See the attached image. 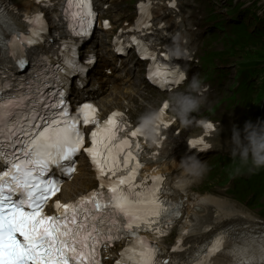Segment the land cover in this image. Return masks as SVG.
I'll use <instances>...</instances> for the list:
<instances>
[{
  "label": "bare ground",
  "instance_id": "obj_1",
  "mask_svg": "<svg viewBox=\"0 0 264 264\" xmlns=\"http://www.w3.org/2000/svg\"><path fill=\"white\" fill-rule=\"evenodd\" d=\"M9 15L13 21L22 24L21 12L17 10L15 6H13V8L9 10ZM98 92H100L99 89L87 91V93L91 96H94ZM177 138L179 139V137ZM179 146H181V144H179ZM170 168L175 171L174 178L179 177L180 173L176 172L173 166H170ZM181 174L182 176L181 180L179 181L180 183H177V187H175L174 189V192H176L177 194V190H182V185L185 182L187 175L185 174L184 176L183 172H181ZM76 177L77 176H75L74 179H76ZM90 178H92L91 174ZM189 190L193 192L196 191L193 186L189 187ZM181 194L183 195V198L187 200V207L184 218L178 223L181 226V230H188V241L203 242L208 238L210 234L214 233L217 229L227 225H231L234 228H239L240 225L243 224H248L250 228H255L256 226V222L252 214L245 210H234L231 207L232 205L227 200L221 197L213 194L196 196L195 194H184L182 191ZM251 246H253V244ZM234 251H237L236 245H234ZM239 254L242 253L239 252Z\"/></svg>",
  "mask_w": 264,
  "mask_h": 264
},
{
  "label": "rangeland",
  "instance_id": "obj_2",
  "mask_svg": "<svg viewBox=\"0 0 264 264\" xmlns=\"http://www.w3.org/2000/svg\"><path fill=\"white\" fill-rule=\"evenodd\" d=\"M252 1H254V0H235V2H236L237 5L246 2L245 5H243V6L240 7V9H244L248 5L250 6V2H252ZM215 5H216V7L218 9H220V7L230 6L228 4V1L227 0H217V4L215 3ZM253 13H255L256 16H258V18L264 20V15H261L260 14V13H263L264 14V0H257L256 6H250V10L246 14V16H245V20L249 23L250 29H252L255 26V24H257L258 26H260V22L259 21H257V22L254 21V15H253ZM235 68H236V65H234V64H231L229 66V70L231 72H234L235 71ZM255 80L257 82L256 85L260 84L261 82H263V84H264V77H261V76L260 77H255Z\"/></svg>",
  "mask_w": 264,
  "mask_h": 264
},
{
  "label": "trees",
  "instance_id": "obj_3",
  "mask_svg": "<svg viewBox=\"0 0 264 264\" xmlns=\"http://www.w3.org/2000/svg\"><path fill=\"white\" fill-rule=\"evenodd\" d=\"M263 50H264V48H263Z\"/></svg>",
  "mask_w": 264,
  "mask_h": 264
}]
</instances>
